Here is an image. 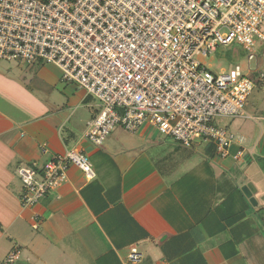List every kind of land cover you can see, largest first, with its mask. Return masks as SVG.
Masks as SVG:
<instances>
[{
	"label": "crops",
	"instance_id": "crops-1",
	"mask_svg": "<svg viewBox=\"0 0 264 264\" xmlns=\"http://www.w3.org/2000/svg\"><path fill=\"white\" fill-rule=\"evenodd\" d=\"M22 65L0 64L1 264L14 247L16 264H125L133 248L141 264H264V126L247 145L249 132L234 124L241 145L225 159L212 142L193 137L185 147L148 125L134 133L116 126L95 146L83 133L99 102L55 66ZM226 128L233 133L232 123ZM71 147L88 156L96 178L69 167L56 191L22 209L18 167H42Z\"/></svg>",
	"mask_w": 264,
	"mask_h": 264
},
{
	"label": "built area",
	"instance_id": "built-area-1",
	"mask_svg": "<svg viewBox=\"0 0 264 264\" xmlns=\"http://www.w3.org/2000/svg\"><path fill=\"white\" fill-rule=\"evenodd\" d=\"M264 0H0V61L44 63L60 70L64 83L95 98L100 111L86 123L84 139L101 146L116 126L129 133L148 125L185 147L192 138L212 142L229 157L240 140L218 118H246L255 84L246 75L257 61L255 39ZM244 53L248 68L212 70L203 60L218 48ZM242 148V147H241ZM48 154L45 145L40 146ZM243 157V148L233 156ZM69 167L87 181L96 178L88 156L75 147L52 155L42 166L17 169L19 203L32 209L66 180ZM38 215L30 227L38 229ZM14 247L2 264H16ZM141 264L138 249L123 257Z\"/></svg>",
	"mask_w": 264,
	"mask_h": 264
},
{
	"label": "rangeland",
	"instance_id": "rangeland-1",
	"mask_svg": "<svg viewBox=\"0 0 264 264\" xmlns=\"http://www.w3.org/2000/svg\"><path fill=\"white\" fill-rule=\"evenodd\" d=\"M260 33L264 36V20L259 27ZM256 46V55L257 61H251L249 63L251 71H249L246 75L253 81L255 87L249 98L246 102V118H218L217 124L219 126L226 127L230 123H232L231 131L237 137L238 132L237 128L240 127L243 131L249 132V137L251 141L248 142L247 145H252L255 141L256 136H258L260 128L259 124L264 126V122L259 120L261 116H264V42L258 39H255ZM233 48L240 51L239 46L233 47H220L217 49L216 53L210 56L208 59L203 60L204 65H212V70L214 72H219L221 69L229 70L233 64H237L241 67V69L246 72L248 68V61L246 55L244 53H239L233 56ZM17 63V61H0L1 65L10 66ZM45 65L44 63H42ZM22 67H27L26 65H22ZM253 117L259 119H252ZM264 143V139L262 141ZM259 147L257 148V152H259ZM1 264V263H0Z\"/></svg>",
	"mask_w": 264,
	"mask_h": 264
},
{
	"label": "water",
	"instance_id": "water-1",
	"mask_svg": "<svg viewBox=\"0 0 264 264\" xmlns=\"http://www.w3.org/2000/svg\"><path fill=\"white\" fill-rule=\"evenodd\" d=\"M242 191H243V193L246 195V197H248V198L251 197V194H250V192H249V190H248L247 187H244V188L242 189ZM250 200H251V202H253V199H250Z\"/></svg>",
	"mask_w": 264,
	"mask_h": 264
},
{
	"label": "trees",
	"instance_id": "trees-1",
	"mask_svg": "<svg viewBox=\"0 0 264 264\" xmlns=\"http://www.w3.org/2000/svg\"><path fill=\"white\" fill-rule=\"evenodd\" d=\"M214 149H215V147H214V144H213V146H212Z\"/></svg>",
	"mask_w": 264,
	"mask_h": 264
}]
</instances>
